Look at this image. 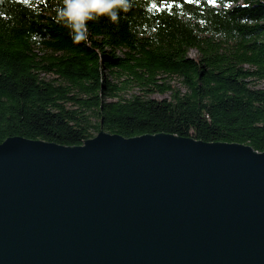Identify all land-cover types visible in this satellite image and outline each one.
<instances>
[{"label": "trees", "instance_id": "obj_1", "mask_svg": "<svg viewBox=\"0 0 264 264\" xmlns=\"http://www.w3.org/2000/svg\"><path fill=\"white\" fill-rule=\"evenodd\" d=\"M262 80L264 0H129L80 44L56 0H0V143L166 132L264 151Z\"/></svg>", "mask_w": 264, "mask_h": 264}, {"label": "water", "instance_id": "obj_2", "mask_svg": "<svg viewBox=\"0 0 264 264\" xmlns=\"http://www.w3.org/2000/svg\"><path fill=\"white\" fill-rule=\"evenodd\" d=\"M0 264H264V151L166 132L9 136Z\"/></svg>", "mask_w": 264, "mask_h": 264}, {"label": "clouds", "instance_id": "obj_3", "mask_svg": "<svg viewBox=\"0 0 264 264\" xmlns=\"http://www.w3.org/2000/svg\"><path fill=\"white\" fill-rule=\"evenodd\" d=\"M128 6L129 0H56V18L68 29L73 44H80L88 39L90 21L106 17L118 23Z\"/></svg>", "mask_w": 264, "mask_h": 264}, {"label": "rangeland", "instance_id": "obj_4", "mask_svg": "<svg viewBox=\"0 0 264 264\" xmlns=\"http://www.w3.org/2000/svg\"><path fill=\"white\" fill-rule=\"evenodd\" d=\"M189 55L192 56V57H196V51L195 50H191L189 52ZM167 81L174 87L176 88H179L182 92H184V87L182 86L181 82H180V79L176 76H173L171 77L170 79H167ZM257 87H260V88H264V80L262 81H259L257 82L256 84ZM138 90L137 89H132V90H129L125 96H130L132 93H137ZM151 97H154V98H170V92H166L164 94H159V93H153L150 95Z\"/></svg>", "mask_w": 264, "mask_h": 264}]
</instances>
